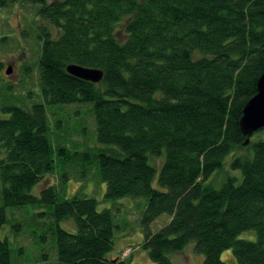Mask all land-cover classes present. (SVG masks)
Returning <instances> with one entry per match:
<instances>
[{
  "label": "trees",
  "instance_id": "1",
  "mask_svg": "<svg viewBox=\"0 0 264 264\" xmlns=\"http://www.w3.org/2000/svg\"><path fill=\"white\" fill-rule=\"evenodd\" d=\"M18 2L43 22L36 36L43 102L28 109L3 100L0 229L7 208L31 206L48 220L59 264H127L108 257L127 224L81 188L68 196L71 180L91 176L106 185L107 200H146L142 249L152 264H172L170 255L190 243L203 264H230L221 259L227 250L236 264H264V140L244 146L239 121L264 72V0H0V9ZM69 65L102 70L103 78L78 79ZM11 88L5 83L0 96ZM71 106L87 117L69 126L63 112ZM88 119L96 143H72L74 135L87 141ZM239 151L248 154L230 169L241 181L227 177L214 188L213 175ZM156 156H165L162 189L149 163ZM53 173L58 184L32 194ZM164 214L171 221L152 233ZM69 221L75 232L61 227ZM247 231L256 241L239 238ZM13 255L0 240V264H16Z\"/></svg>",
  "mask_w": 264,
  "mask_h": 264
},
{
  "label": "rangeland",
  "instance_id": "2",
  "mask_svg": "<svg viewBox=\"0 0 264 264\" xmlns=\"http://www.w3.org/2000/svg\"><path fill=\"white\" fill-rule=\"evenodd\" d=\"M55 2V0H48ZM33 6L23 2L10 5L7 8L0 9V90L5 83L12 85L11 90H3L0 96V118L6 119L9 114L2 112L3 100L17 106H23L30 109L35 102H43L39 97V77L36 68L38 57L40 55V42L37 40V27L43 22L35 16ZM4 38V42L2 41ZM11 68V73L7 74L6 69ZM25 67L28 70L25 72ZM2 86V87H1ZM5 96V97H3ZM5 101V100H4ZM76 106L64 107V114H68L70 119L69 126H72L75 117H87L85 112L77 116L74 115ZM83 109V108H82ZM54 119L52 114L49 120ZM88 131L90 136L87 141L83 137L74 135L72 143L77 145L96 143V128L92 125V120L88 119ZM93 135V136H92ZM264 140V128L253 134L249 141L258 142ZM69 143V142H68ZM67 143V144H68ZM71 145V144H68ZM72 146V145H71ZM247 155V151H239L229 155L224 163L222 171L215 173L210 180L214 188L219 189L227 177L238 176L241 181V173L230 169V162L237 155ZM165 156L151 157L149 163L155 168L156 175L154 188L162 189L157 184V176L161 171V166ZM209 183V184H210ZM58 176L56 173L46 175L32 190V194L39 196L41 190L49 185L56 186ZM68 196L74 191L82 189L86 197L93 198L98 202V209H110L114 214L116 223L127 224L124 229L115 232L114 247L108 257L116 261L128 262L127 264H152L148 253L142 249L145 239V233L141 225V216L145 209L146 200L143 198L124 197L117 200L105 199L106 185L99 180L89 176L84 182L71 180L68 185ZM0 205L1 201V182H0ZM39 211L33 207L27 206L23 209H6L8 223L0 229V240H7L14 251V260L16 264H59L56 252V243L52 235L47 231L48 220L36 218L34 213ZM43 224H40L39 222ZM171 218L169 215H161L150 226L152 233L158 232L165 227ZM61 227L68 232H75L73 221L60 223ZM118 224V225H119ZM15 225L20 226V229ZM255 231H247L239 235L240 239L256 241ZM42 238H45L43 240ZM20 249L23 251L20 252ZM204 255L195 250V244L190 243L180 253L170 255L172 264H203ZM223 262L236 264L237 260L231 250L224 251L221 255Z\"/></svg>",
  "mask_w": 264,
  "mask_h": 264
},
{
  "label": "water",
  "instance_id": "3",
  "mask_svg": "<svg viewBox=\"0 0 264 264\" xmlns=\"http://www.w3.org/2000/svg\"><path fill=\"white\" fill-rule=\"evenodd\" d=\"M11 68L6 69V73H11ZM68 75L80 78L94 84L101 82L103 72L99 69L85 68L78 65L67 67ZM240 121V128L243 136L246 137L244 146L249 144L252 135L264 128V72L257 81V93L247 101Z\"/></svg>",
  "mask_w": 264,
  "mask_h": 264
}]
</instances>
